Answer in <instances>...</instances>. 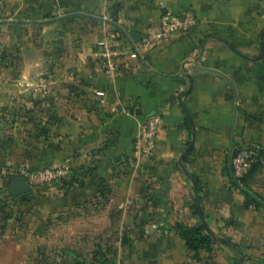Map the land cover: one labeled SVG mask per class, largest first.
<instances>
[{
	"label": "crops",
	"instance_id": "0c3cea01",
	"mask_svg": "<svg viewBox=\"0 0 264 264\" xmlns=\"http://www.w3.org/2000/svg\"><path fill=\"white\" fill-rule=\"evenodd\" d=\"M185 8L199 20L192 33L143 45L163 11ZM104 40L130 52L107 86ZM153 112L158 140L137 160L138 125ZM243 143L261 166L235 185L225 168ZM25 161L66 162L75 201L123 208L96 221L97 234L113 224L131 239L115 264H264V208L247 197L264 198V0H0V183ZM201 220L226 243L194 260L175 223ZM6 234L0 264H15Z\"/></svg>",
	"mask_w": 264,
	"mask_h": 264
},
{
	"label": "rangeland",
	"instance_id": "374dc122",
	"mask_svg": "<svg viewBox=\"0 0 264 264\" xmlns=\"http://www.w3.org/2000/svg\"><path fill=\"white\" fill-rule=\"evenodd\" d=\"M250 4L256 7V0H250ZM231 49L237 54L257 55L262 51L261 46L231 47ZM24 165L30 170L38 171L51 169L59 164L34 166L25 161ZM20 166H16L10 172L7 181L4 179L0 183V235L7 233L8 242L15 249L18 244L20 246L19 261L15 256L13 262L15 264L23 262L24 264H115L117 248L128 247L131 239L127 237L125 230L120 234V229L113 224H100L109 232L105 235L97 234L102 229L98 228L96 221L98 215L105 211L106 214L118 215L123 208L110 207L108 210L98 203L96 196L95 201L90 203L75 201L72 197L70 172L60 180L51 178L31 184L32 189L27 193L25 200L21 196H13L9 191V185L11 179L19 175ZM227 167L231 170L230 164ZM106 193H108L106 189H101V198H105ZM222 238L217 236L214 245L225 239ZM3 240L5 241V238ZM22 246L25 251L24 261ZM11 258H14V255H11ZM208 262L212 263L208 260L201 264ZM187 264L192 263L189 261Z\"/></svg>",
	"mask_w": 264,
	"mask_h": 264
},
{
	"label": "built area",
	"instance_id": "2783aa9c",
	"mask_svg": "<svg viewBox=\"0 0 264 264\" xmlns=\"http://www.w3.org/2000/svg\"><path fill=\"white\" fill-rule=\"evenodd\" d=\"M198 17L192 8H185L180 11L165 10L159 17L157 27L145 37L143 45H154L160 43L173 35H187L192 33L197 24ZM129 50L121 44L104 40L99 51V66L101 75L109 81H114L120 64L128 59ZM163 125L162 115L153 112L142 120L137 129L135 137V156L137 160L147 158L154 149L160 130ZM237 154L231 158L232 174L237 180L244 178L249 172L252 164L259 155V148L248 143L237 148ZM19 175L26 177L29 184L47 179L60 180L69 173V166L66 162L51 169L30 170L24 164L19 168Z\"/></svg>",
	"mask_w": 264,
	"mask_h": 264
},
{
	"label": "trees",
	"instance_id": "16d2710c",
	"mask_svg": "<svg viewBox=\"0 0 264 264\" xmlns=\"http://www.w3.org/2000/svg\"><path fill=\"white\" fill-rule=\"evenodd\" d=\"M261 157L262 153L259 151V155L257 156L256 161L252 164L249 172L247 175L242 178L241 180H237L234 176L232 177V168L231 170L226 166V172L231 175L230 178L235 185L243 183L246 181L247 177L250 173L256 170L259 166H261ZM260 164V165H259ZM231 166V165H230ZM195 186L196 191L199 193L200 187L198 185L197 179L195 177L192 178ZM237 181H236V180ZM248 199L254 203L256 207L264 208V198L259 196L257 193H247ZM27 199V197L25 198ZM23 199V200H25ZM194 210L198 215H202L203 207H202V199L199 196L198 200L194 203ZM175 229L179 233V235L184 239L187 249L191 253V258L194 260H198V254L201 251H211L213 248L214 243L217 240L216 234L210 229L208 224L201 220V222L197 225H187L182 222L175 223Z\"/></svg>",
	"mask_w": 264,
	"mask_h": 264
},
{
	"label": "water",
	"instance_id": "95a60500",
	"mask_svg": "<svg viewBox=\"0 0 264 264\" xmlns=\"http://www.w3.org/2000/svg\"><path fill=\"white\" fill-rule=\"evenodd\" d=\"M131 36L133 38H139V34L132 33ZM103 84L107 86L109 84V79L104 78ZM191 79H190V86L187 89L186 93H188L191 89ZM237 148L233 150L232 157H235L237 154ZM32 189L31 184L27 182L26 177L22 175H16L11 179V183L9 185V191L13 196H21L22 199H25L27 197V193L30 192ZM222 241L226 242L225 239Z\"/></svg>",
	"mask_w": 264,
	"mask_h": 264
}]
</instances>
